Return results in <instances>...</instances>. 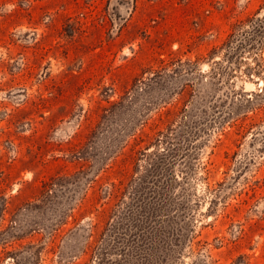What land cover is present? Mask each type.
<instances>
[{
	"label": "rangeland",
	"instance_id": "rangeland-1",
	"mask_svg": "<svg viewBox=\"0 0 264 264\" xmlns=\"http://www.w3.org/2000/svg\"><path fill=\"white\" fill-rule=\"evenodd\" d=\"M0 264H264V0H0Z\"/></svg>",
	"mask_w": 264,
	"mask_h": 264
}]
</instances>
